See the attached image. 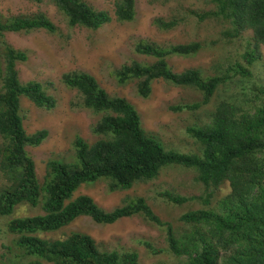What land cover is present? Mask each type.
I'll return each mask as SVG.
<instances>
[{
	"label": "trees",
	"instance_id": "obj_1",
	"mask_svg": "<svg viewBox=\"0 0 264 264\" xmlns=\"http://www.w3.org/2000/svg\"><path fill=\"white\" fill-rule=\"evenodd\" d=\"M48 1L69 26L97 29L113 16L119 22L131 21L135 16V0H114L113 16L106 10L93 8L85 0ZM209 1L213 5L211 10L189 14L198 21L214 18L228 23L222 32L227 41L251 30L254 46L249 42L242 54L245 65L235 62L213 76L204 75L197 68L176 72L168 59L193 56L201 49V43L161 45L135 39L133 52L144 61L132 59L116 69L113 74L117 83L134 82L137 96L143 99L150 96L152 84L157 80L199 91L201 100L169 106L170 110L180 112L196 111L208 104L218 86L237 76L251 77V66L260 58L256 47L264 46V0ZM179 22L177 17L152 20L160 30H170ZM38 29L53 33L56 27L43 13L0 14V217L11 215L16 206L23 204L40 210L5 224V232L16 236L12 247L17 257L24 258L25 264H140L135 251L101 249L86 233L70 232L61 238L39 236L57 231L79 216H87L99 224L140 216L165 229L169 251L175 257L183 256V264H264V87H258L248 104L222 101L208 123L186 127L187 134L199 147L198 151L183 153L166 149L148 136L135 107L125 98L110 96L90 73L63 74L61 82L77 92L79 106L102 113L92 129L99 138L88 143L75 136L70 160L50 158L39 182L26 148L39 146L48 131L26 132L20 101L25 98L38 108L50 110L56 100L40 82H20L16 64L25 61L27 55L4 40L5 33ZM169 167L194 171V180L206 192L204 204L209 203L224 182L228 183L230 193L218 202V211L196 209L180 214L178 220L188 227L182 232L162 221L142 196L128 198L110 211L100 208L88 195L73 196L80 186L102 179L107 181L111 192L127 190L157 178ZM158 195L177 205L201 198L168 190ZM145 246L150 249V244Z\"/></svg>",
	"mask_w": 264,
	"mask_h": 264
},
{
	"label": "rangeland",
	"instance_id": "obj_2",
	"mask_svg": "<svg viewBox=\"0 0 264 264\" xmlns=\"http://www.w3.org/2000/svg\"><path fill=\"white\" fill-rule=\"evenodd\" d=\"M85 1L93 8L106 10L113 16L114 0ZM212 8L209 0H135L133 20L119 22L113 16L109 23L97 29H88L69 26L65 17L48 0L40 3L31 0H0V14L3 16L43 13L56 27L53 33L38 29L28 33L4 34V40L9 45L27 55L25 61L16 64L20 82L38 81L56 100L55 107L50 110L38 108L25 98L20 101L26 132L33 133L39 129L48 131V136L39 146L26 148L34 161L39 182H42L45 165L50 158L70 160L71 144L75 136L82 137L88 143L99 138L92 129L102 113L79 106L77 92L61 82L63 74L82 71L90 73L110 96L125 98L135 107L148 136L158 140L166 149L183 153L198 151L199 147L187 134L186 127L208 123L216 106L222 101L245 105L254 98L258 87H264V46L261 44L256 47L260 58L251 66V77L237 76L218 86L209 103L196 111L175 112L169 106L201 100L202 95L197 90L173 87L157 80L152 84L150 96L143 99L137 96L134 82L121 85L114 77V71L132 59L144 61L143 57L133 52L135 39H147L161 45L191 41L201 43V49L193 56H172L168 59L169 65L176 72L197 68L204 75L213 76L235 62L245 65L242 54L249 42L254 46L251 30H244L237 38L227 41L222 32L227 29L228 23L214 18L198 21L189 14V11L204 12ZM156 17H177L180 22L170 30H160L152 23ZM194 176L191 169L169 167L163 169L157 178L137 183L127 190L111 192L107 188V181L102 179L94 184L80 186L73 196L88 195L105 211L122 205L128 198L142 196L162 221L169 222L177 232H182L188 227L178 220L180 214L196 209L218 211V202L230 193L228 183L224 182L215 190L209 203L204 204V186L196 182ZM164 190L201 198L177 205L158 195ZM39 212L23 204L16 206L10 216L0 217V264H25V259L17 257L12 247L16 236L5 232V224L12 218ZM70 232L89 234L101 249L135 251L140 264L184 263L183 256L175 257L169 251L165 229L140 216L121 218L112 224L95 223L83 216L57 231L39 235L42 238H61ZM145 243L150 244V249Z\"/></svg>",
	"mask_w": 264,
	"mask_h": 264
},
{
	"label": "clouds",
	"instance_id": "obj_3",
	"mask_svg": "<svg viewBox=\"0 0 264 264\" xmlns=\"http://www.w3.org/2000/svg\"><path fill=\"white\" fill-rule=\"evenodd\" d=\"M39 181V180H38ZM119 206H121V205H119ZM116 207H118V206H116ZM115 208V207H114ZM112 210V209H111ZM40 211V210H39ZM40 213V212H39ZM10 216V215H9ZM30 216V215H29ZM2 217H7V216H2ZM79 217H83V216H79ZM84 217H87V216H84ZM78 218V217H77ZM77 218H75V219H77ZM13 219V218H12ZM74 219V220H75ZM91 219V218H90ZM40 236V235H39Z\"/></svg>",
	"mask_w": 264,
	"mask_h": 264
}]
</instances>
